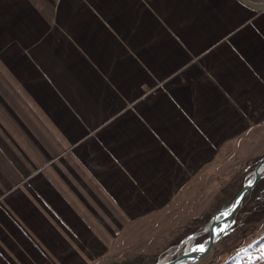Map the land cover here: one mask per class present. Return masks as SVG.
<instances>
[{"label": "crops", "instance_id": "0c3cea01", "mask_svg": "<svg viewBox=\"0 0 264 264\" xmlns=\"http://www.w3.org/2000/svg\"><path fill=\"white\" fill-rule=\"evenodd\" d=\"M260 147L264 12L0 0V264H90Z\"/></svg>", "mask_w": 264, "mask_h": 264}, {"label": "rangeland", "instance_id": "374dc122", "mask_svg": "<svg viewBox=\"0 0 264 264\" xmlns=\"http://www.w3.org/2000/svg\"><path fill=\"white\" fill-rule=\"evenodd\" d=\"M245 152L248 153H245V162L234 164L231 174H224L222 180L201 182L200 197L197 192L193 197L192 187L185 204L175 198L178 203H171L164 212L141 214L136 227L117 234L115 240H110V245H105L104 252L99 254L90 245V264H153L162 258L173 257L176 247L193 234L187 235V223L192 218L203 217L193 224L199 231L214 212L230 204L264 155V148ZM261 204H264V181L247 196L230 232L207 256L194 264H264V217L259 221H248L250 214ZM205 238H199L195 244H202Z\"/></svg>", "mask_w": 264, "mask_h": 264}, {"label": "water", "instance_id": "95a60500", "mask_svg": "<svg viewBox=\"0 0 264 264\" xmlns=\"http://www.w3.org/2000/svg\"><path fill=\"white\" fill-rule=\"evenodd\" d=\"M239 1L254 11L264 12V2H253L250 0ZM263 178L264 155L249 173L247 179L242 184L231 203L214 212L208 223L200 231L186 237L180 245L176 247V250H179L184 246V249L181 250L179 255L165 262L157 260L153 264H194L207 256L213 250L215 245L230 232L231 226L234 224L235 217L241 210L244 200ZM203 236H206V238L202 244L195 245L188 250L191 242H194ZM201 248H203V250H201Z\"/></svg>", "mask_w": 264, "mask_h": 264}, {"label": "trees", "instance_id": "16d2710c", "mask_svg": "<svg viewBox=\"0 0 264 264\" xmlns=\"http://www.w3.org/2000/svg\"><path fill=\"white\" fill-rule=\"evenodd\" d=\"M261 159V158H260ZM259 159V160H260ZM254 169V168H253ZM262 181H264V178L257 184V186L254 188L253 191H255L257 188L260 187V185L262 184ZM252 191V192H253ZM245 201V200H244ZM251 217L248 218V221H252V220H255V221H259L261 220L263 217H264V204H261V205H257V208L250 214ZM203 217H195V218H192L188 223L187 225L185 226V229H186V232H187V235L188 234H191V233H194V232H198L197 231V228L194 224L195 221L197 220H201ZM209 220V219H208ZM207 220V221H208ZM206 221V222H207ZM201 230V229H200ZM199 230V231H200Z\"/></svg>", "mask_w": 264, "mask_h": 264}, {"label": "bare ground", "instance_id": "6f19581e", "mask_svg": "<svg viewBox=\"0 0 264 264\" xmlns=\"http://www.w3.org/2000/svg\"><path fill=\"white\" fill-rule=\"evenodd\" d=\"M186 242H188V241H186ZM195 242H196V241L191 242V243L189 244V248H188V250H189L190 248H192L193 246H195V245H199V244H195ZM183 249H184V246H182L179 250H176V249H175V254H174L173 257H169V258L167 257V258H164V259L162 258V259H160L161 262L169 261V260L175 258L177 255H179V254L181 253V250H183Z\"/></svg>", "mask_w": 264, "mask_h": 264}, {"label": "snow or ice", "instance_id": "6c2138e0", "mask_svg": "<svg viewBox=\"0 0 264 264\" xmlns=\"http://www.w3.org/2000/svg\"><path fill=\"white\" fill-rule=\"evenodd\" d=\"M201 250H203V248H201Z\"/></svg>", "mask_w": 264, "mask_h": 264}]
</instances>
